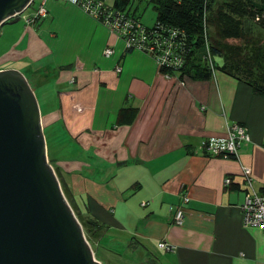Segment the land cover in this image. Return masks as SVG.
<instances>
[{
	"label": "crops",
	"instance_id": "1",
	"mask_svg": "<svg viewBox=\"0 0 264 264\" xmlns=\"http://www.w3.org/2000/svg\"><path fill=\"white\" fill-rule=\"evenodd\" d=\"M45 9L32 26L0 28V70L28 76L43 132H64L78 152L59 170L78 211L100 226L98 247L120 246L143 264H264V229L243 222L240 164L199 148L244 126L240 163L261 193L264 97L219 71L205 80L166 76L78 7L47 0ZM122 109L136 110L131 121L118 120ZM116 167L130 172L116 177Z\"/></svg>",
	"mask_w": 264,
	"mask_h": 264
},
{
	"label": "water",
	"instance_id": "2",
	"mask_svg": "<svg viewBox=\"0 0 264 264\" xmlns=\"http://www.w3.org/2000/svg\"><path fill=\"white\" fill-rule=\"evenodd\" d=\"M34 0H0V28ZM0 264H102L47 158L24 75L0 70Z\"/></svg>",
	"mask_w": 264,
	"mask_h": 264
},
{
	"label": "trees",
	"instance_id": "3",
	"mask_svg": "<svg viewBox=\"0 0 264 264\" xmlns=\"http://www.w3.org/2000/svg\"><path fill=\"white\" fill-rule=\"evenodd\" d=\"M148 4L156 11L155 24L177 31L186 50L185 64L179 72L162 69L160 73L178 79H208L212 72L206 59L207 43L215 71L264 97V39L257 33V29L264 31V0H150ZM135 113V109H122L118 120L126 115V121H131ZM77 214L88 242L97 240L100 226L89 216Z\"/></svg>",
	"mask_w": 264,
	"mask_h": 264
},
{
	"label": "built area",
	"instance_id": "4",
	"mask_svg": "<svg viewBox=\"0 0 264 264\" xmlns=\"http://www.w3.org/2000/svg\"><path fill=\"white\" fill-rule=\"evenodd\" d=\"M35 1V0H34ZM33 1V3H34ZM41 0L38 10L31 17H27V23H35L36 18L46 13L45 2ZM68 2L105 26L112 34L123 41L126 50H137L150 56L156 62L158 70L166 69L179 72L185 64L184 41L178 36V32L167 29L161 24L153 27H145L137 19L138 9L150 0H62ZM30 5V7L33 5ZM29 7V8H30ZM136 16V17H135ZM206 59L209 62L211 72L215 70L211 62V56L206 43ZM113 54L111 49L103 52L105 57ZM119 72L120 69L116 68ZM250 141L247 129L240 124L228 126L223 138H210L201 142L199 148L209 156L231 157L240 164V176L246 186V194L241 211L245 226L260 227L264 229V187L261 193H257L253 186L251 169L240 163L239 151ZM231 180L227 178L225 185L229 186ZM184 201L188 199L184 197ZM184 212L177 208L173 216V224L180 226L183 222ZM160 248L170 250V247L159 244Z\"/></svg>",
	"mask_w": 264,
	"mask_h": 264
},
{
	"label": "rangeland",
	"instance_id": "5",
	"mask_svg": "<svg viewBox=\"0 0 264 264\" xmlns=\"http://www.w3.org/2000/svg\"><path fill=\"white\" fill-rule=\"evenodd\" d=\"M40 2L41 0H35L34 4L28 8L22 15L19 16V18L17 20L13 19L11 22H9L11 25L16 26L17 28L23 24L26 27L27 26H32L33 24H36L40 19H42L46 13L38 18H36L35 23H31L28 24L27 17H31L35 14V12L38 10V6H40ZM46 5V2L44 4V6ZM139 16H140V21L141 23L148 28H151L155 25L156 23V11L154 9V7L152 5H146L143 4L139 7L138 10ZM24 22V23H23ZM16 32V29H13V33L11 36V40L14 39V34ZM257 33L258 35L264 39V31L261 29H257ZM8 42V41H7ZM4 39L1 40L0 42V55L2 50L4 49ZM28 79V82L32 84L31 80L28 78V76H26ZM41 109L43 110L44 107L41 106ZM64 132L59 131V130H52L51 128H46L44 130V137H45V141H46V148L48 149V160H51V166L53 167L56 176L60 182L63 194L66 198V200L68 201L69 205L71 206L75 216L78 219L79 214H77L79 211L77 209L76 204L74 203V201H72V198H70L66 188L64 187V185L61 184L62 182V177H61V173L60 170H62L63 168H66L68 165L70 167V160H68V158L70 157H74L76 155H78V152H76V150H74V146L72 145V143H70L69 141H67V138L64 137ZM50 163V162H49ZM60 169V170H59ZM121 167H116L115 170H118V173L116 172L115 176H121L122 174H127L130 172V170L128 168L126 169H121ZM75 210V211H74ZM81 224V223H80ZM84 233L86 235V231L83 228ZM94 254H95V258L97 260L102 261L103 264H140L143 262L142 261V257L136 254H132L130 251L120 247V246H115L112 245L111 247H103L100 246L98 247L97 245V241L94 238H91L90 242H89Z\"/></svg>",
	"mask_w": 264,
	"mask_h": 264
}]
</instances>
